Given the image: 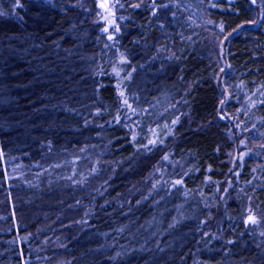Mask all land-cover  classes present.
Segmentation results:
<instances>
[{"label":"trees","instance_id":"1","mask_svg":"<svg viewBox=\"0 0 264 264\" xmlns=\"http://www.w3.org/2000/svg\"><path fill=\"white\" fill-rule=\"evenodd\" d=\"M0 0V264H264V0Z\"/></svg>","mask_w":264,"mask_h":264},{"label":"rangeland","instance_id":"2","mask_svg":"<svg viewBox=\"0 0 264 264\" xmlns=\"http://www.w3.org/2000/svg\"><path fill=\"white\" fill-rule=\"evenodd\" d=\"M103 2H105V3H104V6H105L106 8H108V7L110 6L111 0H101V4H102Z\"/></svg>","mask_w":264,"mask_h":264}]
</instances>
